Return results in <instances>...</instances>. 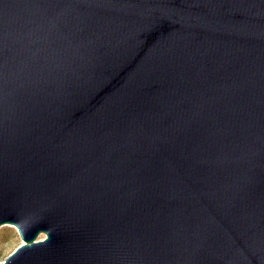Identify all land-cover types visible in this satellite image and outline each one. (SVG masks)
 I'll return each instance as SVG.
<instances>
[{
  "label": "water",
  "instance_id": "water-1",
  "mask_svg": "<svg viewBox=\"0 0 264 264\" xmlns=\"http://www.w3.org/2000/svg\"><path fill=\"white\" fill-rule=\"evenodd\" d=\"M1 264H264V0H0Z\"/></svg>",
  "mask_w": 264,
  "mask_h": 264
},
{
  "label": "rangeland",
  "instance_id": "rangeland-1",
  "mask_svg": "<svg viewBox=\"0 0 264 264\" xmlns=\"http://www.w3.org/2000/svg\"><path fill=\"white\" fill-rule=\"evenodd\" d=\"M21 242L22 239L13 224L0 225V264L4 257Z\"/></svg>",
  "mask_w": 264,
  "mask_h": 264
}]
</instances>
